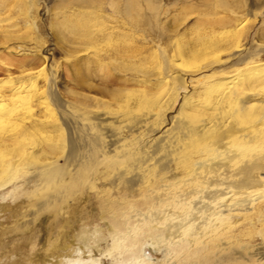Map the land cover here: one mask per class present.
<instances>
[{"label":"rangeland","instance_id":"374dc122","mask_svg":"<svg viewBox=\"0 0 264 264\" xmlns=\"http://www.w3.org/2000/svg\"><path fill=\"white\" fill-rule=\"evenodd\" d=\"M255 62H264V0H0V83L11 78L27 96L34 71L53 108L34 104L24 127L0 130L16 137L0 167L19 165L18 180L0 191V264L79 256L81 264H118L116 220L147 212L146 195L183 171L199 146L221 144L216 120L203 131L192 124L224 117L203 106L220 84L259 93L264 72L251 71ZM169 89L179 98L168 100ZM235 100L227 119L239 123L250 112L238 104L250 100ZM159 107L169 109L162 125L142 129L143 115ZM253 234L227 264H264V226ZM166 246L148 237L129 262L186 263Z\"/></svg>","mask_w":264,"mask_h":264},{"label":"bare ground","instance_id":"6f19581e","mask_svg":"<svg viewBox=\"0 0 264 264\" xmlns=\"http://www.w3.org/2000/svg\"><path fill=\"white\" fill-rule=\"evenodd\" d=\"M251 71L264 72V62L251 64ZM26 76L31 80L30 85L26 86L27 96H20L18 90L20 84L16 85L11 78L5 84L0 83V130L9 127L14 130L21 125L24 127L23 114L30 112L34 104H37V107H41V110L45 112L53 109L46 90L38 85L39 74L28 71ZM169 79L166 78L165 81L168 83ZM171 79L174 81L185 80L177 75ZM221 85L216 88L217 91L215 90L217 97H213L214 99H211L208 104H201L208 112H218L224 117L218 116V118L210 120L209 123L207 121L197 123V121L196 125L192 124V131L193 129L203 131L208 130L209 124L215 123L216 120L219 125H213L211 129L217 127L216 130H221L220 132L223 133L222 137L220 136L221 144L219 146H204L205 148L199 146L196 155H193L189 162L184 163L183 171L174 179L166 178V183L162 187L145 194L146 202L149 205L147 212L140 211L133 214L127 212L123 214L122 218L116 220L110 251L120 254L121 259H118V264H130L131 258L136 260L144 240L148 237L157 243L165 242L168 245L166 248L169 247L175 256L183 258L185 264H206L207 262L202 259L209 261L213 257L220 259L219 264H227V260L234 259L231 256L234 254L233 246L241 242L243 238L251 237L255 230L259 229L260 232L261 226H264V84L259 93L253 92L250 95L241 90V83L225 90H223L225 84ZM214 86L212 85L211 88ZM212 91H214L213 88ZM179 93L178 89L177 91H167L166 98L168 100L178 99ZM242 96L249 97L250 101L247 102L248 105L244 104V106H241V102H239L237 110L243 113L249 111L251 116L249 114L241 117L237 115L239 123L234 119L228 120L227 117H230L232 111L228 106L229 99L235 97L239 101ZM242 99L244 100V98ZM184 103V101L179 103L180 109ZM234 106L236 105L234 104ZM205 108H203L204 111ZM168 113L169 109L165 111L162 107L150 114L143 115L140 120L141 128L146 129L157 126L158 123L161 124L160 122L165 119ZM210 118L213 119V116ZM186 125L188 126V124ZM14 141H16L15 134L4 133L2 135L0 131V152ZM257 150L260 152L254 153ZM203 151H207V154H200ZM209 152H212L213 155ZM243 157H246L244 164ZM7 166L11 172L7 176H2L8 169ZM18 166L15 160L14 162L6 161L5 165L2 164L0 167V191L18 180L15 177ZM166 222L170 223H167L164 229L162 225ZM247 223L248 230L242 227ZM261 237L264 243V235ZM244 249V252L248 253V247ZM142 256L144 258L141 257L139 263L150 264L147 257ZM82 262L83 259L79 256V258H66L62 264H81ZM91 262L97 264L95 259H92Z\"/></svg>","mask_w":264,"mask_h":264}]
</instances>
